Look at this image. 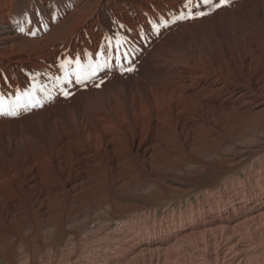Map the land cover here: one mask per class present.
Segmentation results:
<instances>
[{"label": "bare ground", "instance_id": "bare-ground-1", "mask_svg": "<svg viewBox=\"0 0 264 264\" xmlns=\"http://www.w3.org/2000/svg\"><path fill=\"white\" fill-rule=\"evenodd\" d=\"M225 139L230 185L99 226ZM0 264H264V0H0Z\"/></svg>", "mask_w": 264, "mask_h": 264}, {"label": "rangeland", "instance_id": "rangeland-1", "mask_svg": "<svg viewBox=\"0 0 264 264\" xmlns=\"http://www.w3.org/2000/svg\"><path fill=\"white\" fill-rule=\"evenodd\" d=\"M258 146L256 143L240 146L235 141L225 139L221 142L220 151L214 153L209 159L191 154V157L186 158V166L178 167V173L157 174L154 177L155 183H146L147 189L116 198L117 205L128 213L122 220L116 216V213L110 214L111 212L109 213L107 209H103V212L98 213L95 218L100 227H105L104 230L119 231L127 223V218H133V221L137 219L148 221L156 219L157 221L165 218L170 212L180 213L192 203L195 204L197 199L203 198L202 189L216 184H221L222 188L225 186L222 184L223 181L224 184L230 185L232 177L240 175L244 166L250 164L247 162L250 157L249 150L257 149ZM196 160H203L204 165ZM224 177L227 180H223Z\"/></svg>", "mask_w": 264, "mask_h": 264}]
</instances>
